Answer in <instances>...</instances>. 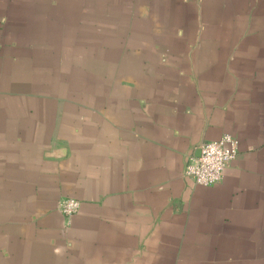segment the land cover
Returning <instances> with one entry per match:
<instances>
[{"label":"crops","instance_id":"0c3cea01","mask_svg":"<svg viewBox=\"0 0 264 264\" xmlns=\"http://www.w3.org/2000/svg\"><path fill=\"white\" fill-rule=\"evenodd\" d=\"M0 264H264V0H0Z\"/></svg>","mask_w":264,"mask_h":264},{"label":"built area","instance_id":"2783aa9c","mask_svg":"<svg viewBox=\"0 0 264 264\" xmlns=\"http://www.w3.org/2000/svg\"><path fill=\"white\" fill-rule=\"evenodd\" d=\"M238 141L226 135L220 140L203 144L200 155L190 160L186 176L196 185L210 187L221 182L225 170L238 155ZM81 203L66 199L60 205L64 216L70 218L80 209Z\"/></svg>","mask_w":264,"mask_h":264},{"label":"water","instance_id":"95a60500","mask_svg":"<svg viewBox=\"0 0 264 264\" xmlns=\"http://www.w3.org/2000/svg\"><path fill=\"white\" fill-rule=\"evenodd\" d=\"M64 151V150H63ZM60 152H62V151H60ZM60 154V153H59Z\"/></svg>","mask_w":264,"mask_h":264}]
</instances>
